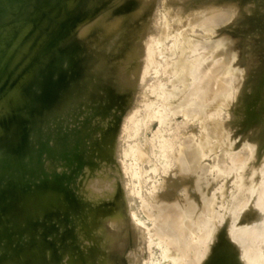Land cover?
<instances>
[{"label":"rangeland","instance_id":"obj_1","mask_svg":"<svg viewBox=\"0 0 264 264\" xmlns=\"http://www.w3.org/2000/svg\"><path fill=\"white\" fill-rule=\"evenodd\" d=\"M92 1L0 0V107L65 52L59 38L74 19L117 8ZM212 1L222 0H146L139 35H91L80 58L108 59L106 71L86 62L69 71L76 78L54 110L34 94L14 103L21 134L0 146V264H107L98 219L119 204L137 237L117 264H264V0H224L232 18L207 27L198 13ZM127 49L141 53L131 68ZM174 209L182 215L172 232L161 224Z\"/></svg>","mask_w":264,"mask_h":264},{"label":"bare ground","instance_id":"obj_2","mask_svg":"<svg viewBox=\"0 0 264 264\" xmlns=\"http://www.w3.org/2000/svg\"><path fill=\"white\" fill-rule=\"evenodd\" d=\"M10 1H13V0H10ZM102 1L103 0L92 1L89 3V6L92 9L98 8ZM250 1H252V0H250ZM15 2H17V1H15ZM10 3L8 4L9 6H10ZM138 3H139V5H137ZM145 3H147L146 0H116L112 3V5L113 6L117 5V8L115 9V11L112 14H109L110 11L108 12V11H105V9H104V12L102 13V15L104 13L105 14L103 16L100 15L101 17L96 18V20L94 22L91 21L93 19L92 17L86 18V16L83 14H80L76 19H74L72 21V23L69 25L68 30L65 33H63V36H61L59 38L61 41H64L66 43L65 52L64 53L58 52V56H57L56 60L54 61V63L52 64V66L49 68V70H47L44 73V75H40L37 83L32 86V89L29 88V89L24 90V87L26 88L25 84L28 80V78L27 79L25 78L22 81L17 82L15 88L12 90L11 93L5 95L4 98L6 99L7 103H4V105H2L0 107V146L8 143L11 140L17 139L19 134H21L20 133L21 121L18 119L17 116H15L14 108L12 109V107H14V103L19 104L25 100H28V99H30V97H32V94H34V96H35L34 103L36 105H41V106L42 105H44V106L48 105V108H50L51 110L52 109L54 110V106H55L56 100H57L56 98L54 99V97L56 96L57 92L61 93V90L66 86V84H68V82H73L74 79L76 78V76L70 77L69 71L73 72V71H76L78 69H82L85 65V62H86V64L92 63V65H99L100 64L99 65L100 69H105V71H106L107 65L105 66V64H107V63L110 64L108 59L106 60L105 58H101V57H99V55H97L96 57H93V58L89 57L87 61L84 58L83 59L80 58L84 53H87L88 47L90 46L91 35L93 33L97 32L98 30H101L104 28L109 29V31H110L109 35L110 36H111V34L112 35H115V34L116 35L117 34L139 35L141 32H143L145 30V27L139 26L138 25L139 23H137L136 20H137L140 12L142 10H146V9L151 7L150 6L151 4L145 5ZM12 4H15V3L12 2ZM12 4H11V6H13ZM0 7H2V6H0ZM109 7H110V5L108 6V8ZM5 11H4V15H5ZM234 11H235V5L232 2L224 1V0L212 1V2H209L207 5H204L203 8L200 10V12L198 13V21L202 25H205L207 27L221 26L223 23H225L226 21H228L232 18ZM126 22H128V23L131 22L132 23L131 25H133V23H134V25L129 26L130 28H126L125 27ZM128 23H127V25H128ZM122 24H125V25H122ZM120 25H122V26H120ZM109 43H110V40L108 41L107 38H104L101 40L98 39L96 41H93V44L95 46L109 44ZM129 46H132L131 41L127 43L126 47L128 49L134 50L133 47H129ZM128 49L125 50L126 52L124 51L125 54H127V55H125V54L124 55L127 58L126 61L128 63V66L130 67L132 65L131 64L132 60L135 59L134 57H136V56L140 57L141 53L138 52L135 54L136 56L135 55L133 56V54H132L133 52H130ZM85 58L87 59V57H85ZM233 59L235 60V56L233 57ZM65 62L70 64L68 66L69 68L67 69L68 70L67 72L63 71L62 67H61L62 63H65ZM124 69H126V68H124ZM223 69H224V64L222 66H220L217 74L222 75ZM210 71H212V69ZM121 74L123 75V73H121ZM192 74H193V72H192V70H190L186 73V76H191ZM209 74H211V73H208V75ZM133 75H134L133 71L126 73L124 76V79H125L124 81L130 80L133 77ZM241 76H242V74L239 73V74H236L234 76V78H232V79L234 80L235 77L237 78V77H241ZM228 82H229V80H228ZM225 83L226 82L223 83L224 86H225ZM216 85L214 84L213 86L215 87ZM216 88H218V87H216ZM216 88H214V89L211 88V89L215 90ZM206 91H207V89H206ZM203 97L213 99L216 97H220V95L219 94H215V95L208 94V95H205ZM220 100H222L221 97H220ZM141 114H142V111H140L133 118L130 117L131 119H133L132 120L133 123L138 122L139 118L143 115V114L142 115ZM130 118H128V120ZM129 124H131V123H129ZM126 126H128V125L126 124ZM132 128H134V126ZM134 129H133L132 133L129 132L131 134V136H133V134H134ZM131 130L132 129H130V131ZM129 133L126 135L127 137L125 136V138H124L125 143L133 140L132 138H131L132 140H129V141L126 139L130 136ZM217 133H219L218 128H214L213 131L211 132L212 135H215ZM176 134H177V132H176ZM175 135H173V136H175ZM165 136H167V135H165ZM120 137H122V136H120ZM177 137H179V136L177 135L174 137V138H176V140L173 139V137L170 140L177 141ZM126 144H129V143H126ZM170 144H171V141H170ZM122 147H124V146H122ZM119 148H121V147H119ZM122 150H124V148H122ZM123 153H125V152L123 151ZM196 153H197L196 150L187 152V153H185L184 158L185 157H191V158L195 157ZM126 156L128 157V155H126ZM123 161H125L124 158H123ZM132 185L133 184H131V186ZM140 198H141V196H140ZM38 199L39 198H37V197L33 198L31 200L30 204L33 205L34 203H36L38 201ZM141 200H143V199L141 198L139 201H141ZM122 207L123 206L121 204H119L118 207H116V210L112 215L105 216V217L103 216V217H100L98 219V223H99L100 227L101 228L106 227L108 229L107 230L108 231L107 237L109 239L108 244L110 247V252L107 255L108 256L107 257V259H108L107 264H117L116 262L120 260V257H118V255H120V253L123 252L126 244H128L127 242L130 240L136 239V237H137L136 232L130 230L131 229L130 224L124 215ZM167 215H168V217H166V219L165 218L163 219V222L161 225L163 227H166V229H168V231H172V232L176 231L181 225L180 219H181L182 212L174 209V210H171ZM177 239L181 240V239H183V236H179ZM113 251H115L116 253H114ZM214 260H215V258L213 259V261ZM213 261L211 260V262H213ZM118 263H120V262H118Z\"/></svg>","mask_w":264,"mask_h":264}]
</instances>
